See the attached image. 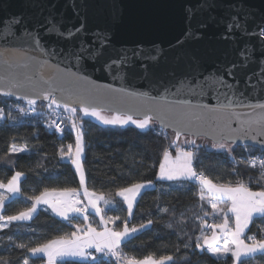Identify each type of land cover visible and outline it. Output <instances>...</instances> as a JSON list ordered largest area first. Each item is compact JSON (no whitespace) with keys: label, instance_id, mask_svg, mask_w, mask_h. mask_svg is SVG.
I'll return each instance as SVG.
<instances>
[{"label":"water","instance_id":"obj_1","mask_svg":"<svg viewBox=\"0 0 264 264\" xmlns=\"http://www.w3.org/2000/svg\"><path fill=\"white\" fill-rule=\"evenodd\" d=\"M0 97L264 153V0H0Z\"/></svg>","mask_w":264,"mask_h":264},{"label":"trees","instance_id":"obj_2","mask_svg":"<svg viewBox=\"0 0 264 264\" xmlns=\"http://www.w3.org/2000/svg\"><path fill=\"white\" fill-rule=\"evenodd\" d=\"M63 112L70 123L74 119L82 124L85 186L90 192L110 199L104 216L115 219L111 227L114 230L124 226L147 227L139 239L131 242V251L140 258H169L167 264L233 263L231 254L216 256L201 247L202 239L213 230H207L206 224L213 221L215 226L219 225L226 204L210 199L194 180L157 179L164 153L175 150L171 133L155 124L150 126L138 121L109 126L81 117L82 112ZM73 143L69 126L62 132L52 129L47 105H30L0 97V184L8 183L16 174L23 177L20 194L3 205L1 219L28 210L32 201L44 192L79 188L68 155ZM208 143L191 149L194 175L203 174L207 181L219 187L243 186L252 192H264V170L250 166L251 156L264 155L263 152L234 146L231 150H222L214 147L219 145ZM139 184H152V187L141 193L128 219L124 203L116 195ZM218 208L221 210L216 212ZM85 221L78 216L61 220L40 209L27 223H10L0 228V264H44V259L32 257L31 251L74 235L85 228ZM88 222L100 229L95 215L89 214ZM244 239L248 243L264 241V217L252 220ZM58 264L118 263L99 257L95 261L65 260ZM239 264H264V252Z\"/></svg>","mask_w":264,"mask_h":264},{"label":"crops","instance_id":"obj_3","mask_svg":"<svg viewBox=\"0 0 264 264\" xmlns=\"http://www.w3.org/2000/svg\"><path fill=\"white\" fill-rule=\"evenodd\" d=\"M168 153L174 154L175 151H167L163 157ZM22 178V175L16 174L8 183L0 184V228H4L10 223H27L40 209L48 210L61 220L80 217L84 212L86 213V218H83L86 220L84 229L70 237L56 239L31 251L30 255L43 258L44 264H58L65 260L95 261L99 257H105L110 251L116 252L117 263L121 264H167L169 262V258L157 259L151 256L140 258L131 251L129 245L132 241L139 239L147 227L129 228L124 226L121 230H114L111 224L115 219L104 216V209L110 204V199L105 196L98 200L95 199L97 195L90 192L86 186L81 188L80 182L79 188L74 191L44 192L32 201L28 210L10 218L1 219L3 205L20 194ZM150 187L152 184H139L117 193L116 198L124 203L128 219L132 216L141 193ZM202 187L210 199L216 203L226 204V208L223 214L224 224L214 225L210 234L202 239L201 247L216 256L231 254L232 264H239L245 258L264 252L259 250L260 243H248L244 239L252 220L264 217V192H252L243 186L219 187L207 180ZM85 192H87V196H85L89 201H98L99 208L89 211V206L83 195ZM91 196L92 199H90ZM219 209H216V212ZM89 214H94L98 218L99 230L88 225ZM254 245L257 250L254 249Z\"/></svg>","mask_w":264,"mask_h":264},{"label":"rangeland","instance_id":"obj_4","mask_svg":"<svg viewBox=\"0 0 264 264\" xmlns=\"http://www.w3.org/2000/svg\"><path fill=\"white\" fill-rule=\"evenodd\" d=\"M73 113V111H69ZM81 117L93 119L99 123L109 126H120L127 123L141 122V123H148L150 126H153L154 123L151 121H140V120H133L128 119L125 117H118L114 115H109L102 112H95V113H83ZM70 130L74 136V143L69 148V160L77 173L78 181L80 179L81 188H83L85 183V175H84V168L82 164L83 156H84V138H83V131H82V124L80 122H76L74 119L71 120V124L69 125ZM171 139L173 140V146L175 147V153H168L166 156L163 157L159 169H158V176L157 179L160 181H184L188 179H192L195 177L193 174L192 168V152L191 149L198 148L200 146H208L209 143L203 139L193 140L192 138L188 137H175L173 134L170 135ZM222 150H231L232 146L222 143L219 146H214ZM190 150V151H188ZM79 183V184H80ZM84 191V189H83ZM87 192L83 195L85 196ZM94 194V193H93ZM89 195V192H88ZM92 195V194H91ZM95 199L103 198L100 194H95ZM87 196V195H86ZM84 197L86 203L88 204L89 211L99 208V203L94 201H89L88 197ZM92 199V196L91 198ZM219 211V210H217ZM103 214V213H102ZM94 215V214H93ZM81 218H86V213L84 212ZM225 221H222L220 225L224 224ZM260 249L264 251V241L260 242ZM254 249L257 250L256 245H254ZM117 255V254H116ZM118 259V255H117ZM118 264H121L120 262Z\"/></svg>","mask_w":264,"mask_h":264},{"label":"built area","instance_id":"obj_5","mask_svg":"<svg viewBox=\"0 0 264 264\" xmlns=\"http://www.w3.org/2000/svg\"><path fill=\"white\" fill-rule=\"evenodd\" d=\"M54 108H57L51 104L47 105V109L51 112L52 117V129L57 132H62L65 127H68L71 123L69 122V117L63 112L56 110ZM31 113V111L29 112ZM250 166L252 168L258 169V170H264V155L261 154H253L250 158ZM194 181L200 185L203 186L204 182L206 181V178L203 174H196L194 177ZM214 227L213 221H210L206 224L207 230H212ZM105 259L117 261V255L115 251H110L107 253L104 257Z\"/></svg>","mask_w":264,"mask_h":264}]
</instances>
